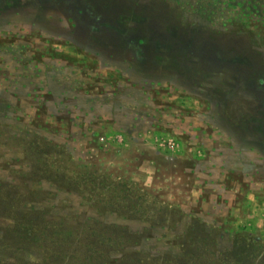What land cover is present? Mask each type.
Segmentation results:
<instances>
[{
  "label": "rangeland",
  "instance_id": "374dc122",
  "mask_svg": "<svg viewBox=\"0 0 264 264\" xmlns=\"http://www.w3.org/2000/svg\"><path fill=\"white\" fill-rule=\"evenodd\" d=\"M262 188L264 0H0V264H264Z\"/></svg>",
  "mask_w": 264,
  "mask_h": 264
},
{
  "label": "crops",
  "instance_id": "0c3cea01",
  "mask_svg": "<svg viewBox=\"0 0 264 264\" xmlns=\"http://www.w3.org/2000/svg\"><path fill=\"white\" fill-rule=\"evenodd\" d=\"M213 131L215 132L216 130ZM214 132H212V134L209 135L211 138L214 135ZM242 143L247 144L246 140H243ZM212 144H213L212 147H214V149L216 150L222 149L223 146L225 145V143H220V145H216L213 141ZM225 147L226 146H224V148ZM227 151H229V149ZM158 153L160 154L162 153V151H158ZM234 159L235 162L230 161ZM234 159H228V157H223V158L220 157L218 159L210 158L206 162L207 164L206 172H205V175H207L206 180L207 183H209V191H212L209 197V208L212 207L209 212V221L215 218L216 216H218L220 213L221 214L223 213V210L219 208L220 207L219 195H230L231 191H239V187H237L236 185L237 180L232 179L230 177L231 174L233 175V177L236 174H241L244 177V183H246V181L248 183V185L246 184L247 187L245 191H257L261 184L259 181H254L253 173L255 172L256 167L252 165L247 166V164L244 163V160L247 159L245 156L243 157L237 156ZM219 172L225 174L226 176L225 180H220V178H218L217 173ZM196 182H198V179L196 180ZM252 183H254V189ZM262 190H264V188H262ZM215 191L217 192L215 193ZM252 194H253L252 192L249 193L250 200H252L251 199ZM235 208L238 207L234 204H230L225 214L226 213L232 214ZM241 210L243 214L240 217L239 223H236L238 235L247 236L249 238L252 237L255 239V242L260 244V246H264V234L261 233L262 231H264V223L257 222L255 218V214H260L264 216V200L261 201L254 200L253 202L248 201L245 207L242 208ZM230 230L231 231L233 230L230 229V226L223 227V231L230 232Z\"/></svg>",
  "mask_w": 264,
  "mask_h": 264
},
{
  "label": "trees",
  "instance_id": "16d2710c",
  "mask_svg": "<svg viewBox=\"0 0 264 264\" xmlns=\"http://www.w3.org/2000/svg\"><path fill=\"white\" fill-rule=\"evenodd\" d=\"M44 155L48 156L47 154L44 153ZM43 158H46V157H43ZM40 160V159H39ZM38 160V163L34 165V168L33 169V172H30V173H24V178H27V179H33V178H36V179H47L49 181H51L52 183H55V184H63V180L66 179V175L63 173H50V169H48L49 167L47 166L48 163L43 161H39ZM46 170V173H45V170ZM38 171H40V173H37ZM61 174V175H60ZM79 181V178L77 179ZM60 186V185H58ZM69 230H67L65 233H68ZM142 253V252H141ZM113 261V259L111 260ZM116 261V260H115ZM115 264V262H114Z\"/></svg>",
  "mask_w": 264,
  "mask_h": 264
}]
</instances>
